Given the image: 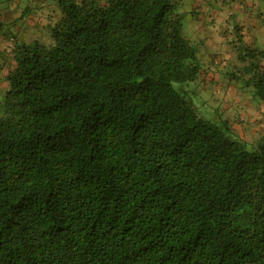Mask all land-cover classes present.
<instances>
[{"label":"trees","instance_id":"16d2710c","mask_svg":"<svg viewBox=\"0 0 264 264\" xmlns=\"http://www.w3.org/2000/svg\"><path fill=\"white\" fill-rule=\"evenodd\" d=\"M181 6L54 0L35 34H4L0 264H264V127L248 142L177 87L218 72L263 103L264 42L238 71L202 63Z\"/></svg>","mask_w":264,"mask_h":264},{"label":"rangeland","instance_id":"374dc122","mask_svg":"<svg viewBox=\"0 0 264 264\" xmlns=\"http://www.w3.org/2000/svg\"><path fill=\"white\" fill-rule=\"evenodd\" d=\"M198 0H182L181 11L185 12L183 25V34L185 37L193 41L201 42L202 53L205 60L202 63H207L214 55H222V57L230 58L231 62L236 66L238 71L242 62L239 60V50H242L246 45L247 40L245 35L235 29V23L222 21L219 23H208L207 20L200 19L198 8L193 6ZM39 2L42 7H47L53 4L54 0H5L0 3V50L8 48L10 39L6 40L4 34L7 32H18L21 29L27 28L29 35L33 33V22L38 17V21H43L44 17L47 20L54 16V8L44 13L36 9ZM209 2L208 0L206 1ZM51 3V4H50ZM234 5L233 2H231ZM197 11V13H194ZM53 13V14H52ZM56 14V13H55ZM196 14V15H195ZM244 15L240 14L238 20L241 22ZM241 35V38H240ZM36 38V37H35ZM39 40H44V37L39 36ZM264 42V40H263ZM7 50V49H6ZM239 56V57H238ZM7 70H10L11 64ZM205 69L202 67V70ZM6 70V69H5ZM233 71V73H235ZM215 82L220 84V87L211 89V84L204 82L203 73L201 72L198 78L184 86L177 85L183 92L191 97L197 105V110L204 117L214 119L217 113L223 114L233 125L234 129L244 137L248 142L258 138L260 129L264 127V102L259 103V100L250 99L249 92H241L235 87H248L242 78H237L235 83L230 85L227 82L220 83L218 72L213 74ZM260 105V108H259ZM3 110L1 108L0 112ZM222 111V112H221ZM2 113V112H1Z\"/></svg>","mask_w":264,"mask_h":264},{"label":"crops","instance_id":"0c3cea01","mask_svg":"<svg viewBox=\"0 0 264 264\" xmlns=\"http://www.w3.org/2000/svg\"><path fill=\"white\" fill-rule=\"evenodd\" d=\"M207 0H198L195 1L193 6L198 8V12L207 14V17H210L209 14H212V18H216V22L226 21L230 15L236 14L239 17L240 14H243V20L241 22L244 24V35L245 39L249 44H255L264 40V6L260 0H208L214 4L212 6ZM234 5H232V3ZM247 4H246V3ZM246 4V5H245ZM254 8H251V7ZM218 9L220 11H218ZM48 9H41V11L46 13ZM218 12V13H217ZM197 13V11H194ZM196 15V14H195ZM202 17V15H200ZM44 17L43 21H38V17L36 16L35 22H33L32 28L35 25H43L45 24ZM37 22V23H36ZM26 33L24 32V36L27 35V28H25ZM35 34V33H33ZM262 43V42H261ZM8 63L4 61L2 57H0V88L5 90L8 88V80L7 75L10 70H7ZM6 69V70H5Z\"/></svg>","mask_w":264,"mask_h":264}]
</instances>
